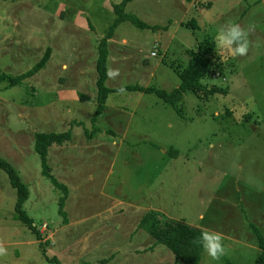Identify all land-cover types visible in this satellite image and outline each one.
<instances>
[{
  "label": "rangeland",
  "instance_id": "rangeland-1",
  "mask_svg": "<svg viewBox=\"0 0 264 264\" xmlns=\"http://www.w3.org/2000/svg\"><path fill=\"white\" fill-rule=\"evenodd\" d=\"M120 1L0 2V75L17 77L43 62L20 85L0 84V158L27 187L23 211L41 236L15 219V189L0 170V246L7 250L0 264H182L150 237L147 253L139 250L148 245L140 229L147 213L220 234L225 255L215 261L203 249L200 264H254L257 235H264V0L128 3L125 13L158 30L130 22L114 29L106 88L171 92L186 52L209 41L218 68L202 83L225 93H185L176 111L154 94L113 92L93 125L98 45ZM228 23L248 31L245 56L218 45L217 31ZM113 70L119 75L110 78ZM94 127L111 133L98 137ZM65 132L70 143L51 146L47 166L59 184L76 187L65 219L88 220L54 235L62 192L42 175L33 136ZM107 174L106 191L124 203L110 210L113 202L98 195Z\"/></svg>",
  "mask_w": 264,
  "mask_h": 264
},
{
  "label": "trees",
  "instance_id": "trees-1",
  "mask_svg": "<svg viewBox=\"0 0 264 264\" xmlns=\"http://www.w3.org/2000/svg\"><path fill=\"white\" fill-rule=\"evenodd\" d=\"M6 1V0H0ZM133 0H121L120 3L113 5V12L116 18L109 28L108 33L101 39L98 45V56L95 62V71L97 74L96 79V97H95V110L91 118V123L94 125L98 117L105 109V103L110 93L123 91H134L144 94H154L158 99L165 104L171 106L176 111H179L178 105L182 100L185 93H191L196 97H207L217 92L225 93L224 90L218 89L215 86L208 88L202 82L215 75L218 68L217 64L211 58L213 43L209 41L199 44L195 50H188L187 64L176 70V74L180 83L176 89L171 92L158 90L153 87H123L115 90H109L105 86L107 79L106 62L108 59V41L112 38L114 29L121 23L130 22L136 27L141 29L158 30V27L149 26L135 16L125 13V8L128 3ZM190 2L191 0H185ZM46 59V58H45ZM45 59H43L45 61ZM43 62H40L33 70L26 74L17 77H8L0 75V84L5 83L6 87H13L20 85V83L28 76L35 74L41 69ZM1 89V88H0ZM1 91V90H0ZM264 126V117L261 120ZM96 133V127L92 130ZM34 151L39 155L42 164V175L48 178L56 190L62 192V197L59 199L58 213L65 219V212L63 210L64 201L67 196V190L59 184L53 176L50 175L47 166V153L51 146H62L70 143V133H35L34 136ZM0 170L5 172L8 177L10 186L15 189L16 199L14 210L16 212L15 219L20 221L28 229L36 232L37 240H41V236L33 225V221L27 217L23 211V205L29 197L27 187L22 184L15 169L5 160L0 158ZM140 229H142L151 239L154 244L162 245L168 249L177 262L182 264H200L203 248L199 242V238L203 234L201 231L190 227L184 221H177L175 223L164 224L155 214L147 213L140 222ZM257 244L260 249V254L254 264H264V235H257ZM53 264H59L56 259L50 260Z\"/></svg>",
  "mask_w": 264,
  "mask_h": 264
},
{
  "label": "clouds",
  "instance_id": "clouds-1",
  "mask_svg": "<svg viewBox=\"0 0 264 264\" xmlns=\"http://www.w3.org/2000/svg\"><path fill=\"white\" fill-rule=\"evenodd\" d=\"M216 40L218 45L230 51L233 57L245 56L248 53L249 41L248 31L242 28L237 23H228L218 29ZM110 78L119 75L118 70H113L108 73ZM120 91H123L121 89ZM202 248L215 261H218L225 255V247L222 243V237L216 232H205L199 238ZM6 249L0 246V256L6 254Z\"/></svg>",
  "mask_w": 264,
  "mask_h": 264
},
{
  "label": "crops",
  "instance_id": "crops-1",
  "mask_svg": "<svg viewBox=\"0 0 264 264\" xmlns=\"http://www.w3.org/2000/svg\"><path fill=\"white\" fill-rule=\"evenodd\" d=\"M182 1V0H181ZM184 2H182V4L184 3V5L186 6V7H189V5L191 4V1H190V3H188V2H186L185 0H183ZM192 2H193V0H192ZM197 3H199V1H196ZM110 42H113V40H112V38L109 40ZM108 41V42H109ZM112 94V93H111ZM110 95V94H109ZM109 95H108V97H107V100H106V102L108 101V105H109ZM85 102V101H84ZM86 102H89V101H86ZM91 103V102H90ZM105 108H107V103H105ZM102 115V114H101ZM101 115L98 117V119H97V122H98V120L101 118ZM97 132H96V134L98 135V137L100 136H105V135H108V134H110L111 133V131L109 130V129H104V128H97ZM97 142H101L99 139H97ZM111 143L112 144H114V145H117V142L115 141V140H112L111 141ZM69 144V143H68ZM63 148V147H62ZM82 148V147H81ZM72 149V147L71 148H66V147H64V149H63V151L64 150H71ZM82 149H86V150H97V149H95V148H90V146L89 145H87L86 147H84V148H82ZM109 168V174H110V169H111V166H109L108 167ZM109 174H107L106 176H104V179H103V183H102V186H101V188H99V190H98V195L100 196V197H102V198H104V199H107V200H109V201H111V202H113L110 206H109V208L107 209V210H110V209H114V208H116L117 206H120V205H124V203L123 202H121V201H118L116 198H114L113 196H112V192H107L106 191V187H105V184H106V182H107V178H108V176H109ZM64 186V185H63ZM68 186V185H67ZM64 186L65 188H66V190H67V196H66V199H65V203H67L68 202V200L69 199H71V197H73V191H75L76 190V187H75V189L74 190H70V187L68 186ZM67 201V202H66ZM65 203H64V207H63V210L65 211ZM131 206V205H130ZM106 210V211H107ZM148 212V211H147ZM103 213H105V211H102L101 213H99V214H103ZM86 220H88V218H82V219H79V220H77V218H74V219H70V220H68V219H64L63 221H62V224L59 226V228L58 229H56L55 231H53V234L54 235H56V234H58L59 232H61V231H69V230H67V229H69V228H73V227H75V226H79V225H82V224H84V223H86L87 221ZM119 227L120 226H118V225H116V231L117 230H119ZM52 234V235H53ZM53 235V236H54ZM147 235V234H146ZM147 237H149L148 235L146 236V238H144L143 239V243L144 242H147L148 243V245H143V247L141 248L140 247V251H143V254H145V253H147L146 252V250H149V246H150V240L147 238ZM127 264V263H126Z\"/></svg>",
  "mask_w": 264,
  "mask_h": 264
},
{
  "label": "built area",
  "instance_id": "built-area-1",
  "mask_svg": "<svg viewBox=\"0 0 264 264\" xmlns=\"http://www.w3.org/2000/svg\"><path fill=\"white\" fill-rule=\"evenodd\" d=\"M151 56H156V53H155V52H152V53H151Z\"/></svg>",
  "mask_w": 264,
  "mask_h": 264
}]
</instances>
